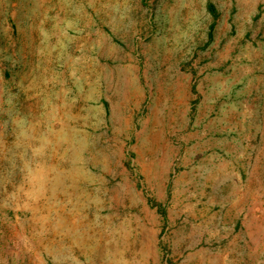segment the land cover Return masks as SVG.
<instances>
[{
    "label": "rangeland",
    "instance_id": "rangeland-1",
    "mask_svg": "<svg viewBox=\"0 0 264 264\" xmlns=\"http://www.w3.org/2000/svg\"><path fill=\"white\" fill-rule=\"evenodd\" d=\"M0 264H264V0H0Z\"/></svg>",
    "mask_w": 264,
    "mask_h": 264
},
{
    "label": "trees",
    "instance_id": "trees-1",
    "mask_svg": "<svg viewBox=\"0 0 264 264\" xmlns=\"http://www.w3.org/2000/svg\"><path fill=\"white\" fill-rule=\"evenodd\" d=\"M208 10H209V12L216 18V16L218 15V13H217V10H216V8H215V6L213 5V4H210L209 6H208ZM158 210H159V212L162 214V215H164L165 216V210L163 209V208H158Z\"/></svg>",
    "mask_w": 264,
    "mask_h": 264
}]
</instances>
